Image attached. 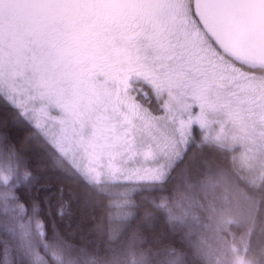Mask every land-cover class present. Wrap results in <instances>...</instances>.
<instances>
[{"label": "snow or ice", "instance_id": "6c2138e0", "mask_svg": "<svg viewBox=\"0 0 264 264\" xmlns=\"http://www.w3.org/2000/svg\"><path fill=\"white\" fill-rule=\"evenodd\" d=\"M0 264H264V0H0Z\"/></svg>", "mask_w": 264, "mask_h": 264}]
</instances>
